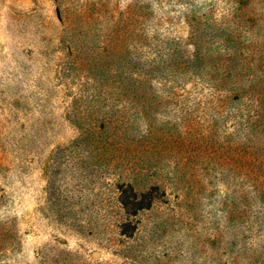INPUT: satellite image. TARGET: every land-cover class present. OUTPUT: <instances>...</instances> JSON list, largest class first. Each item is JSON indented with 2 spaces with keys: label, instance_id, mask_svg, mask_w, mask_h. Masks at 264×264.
<instances>
[{
  "label": "rangeland",
  "instance_id": "rangeland-1",
  "mask_svg": "<svg viewBox=\"0 0 264 264\" xmlns=\"http://www.w3.org/2000/svg\"><path fill=\"white\" fill-rule=\"evenodd\" d=\"M0 264H264V0H0Z\"/></svg>",
  "mask_w": 264,
  "mask_h": 264
},
{
  "label": "trees",
  "instance_id": "trees-1",
  "mask_svg": "<svg viewBox=\"0 0 264 264\" xmlns=\"http://www.w3.org/2000/svg\"><path fill=\"white\" fill-rule=\"evenodd\" d=\"M135 196H138L137 194H135ZM150 202L148 203H146L145 201H137V202H135L134 203V205H135V208H134V210L136 211V212H138V211H140V210H143V209H145L147 206H150ZM122 205L124 206V208H130L129 206V203H127V201L126 202H122Z\"/></svg>",
  "mask_w": 264,
  "mask_h": 264
}]
</instances>
